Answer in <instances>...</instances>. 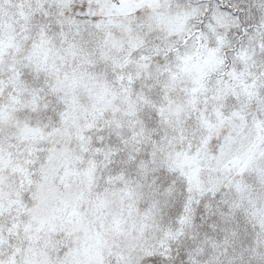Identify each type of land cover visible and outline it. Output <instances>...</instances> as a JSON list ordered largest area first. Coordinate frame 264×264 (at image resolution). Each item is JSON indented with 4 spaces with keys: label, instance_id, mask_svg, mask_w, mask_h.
I'll use <instances>...</instances> for the list:
<instances>
[{
    "label": "snow or ice",
    "instance_id": "6c2138e0",
    "mask_svg": "<svg viewBox=\"0 0 264 264\" xmlns=\"http://www.w3.org/2000/svg\"><path fill=\"white\" fill-rule=\"evenodd\" d=\"M0 264H264V0H0Z\"/></svg>",
    "mask_w": 264,
    "mask_h": 264
}]
</instances>
